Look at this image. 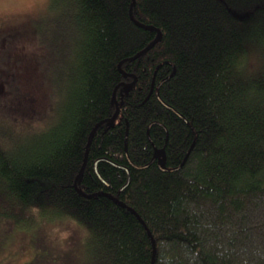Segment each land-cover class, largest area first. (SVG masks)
Masks as SVG:
<instances>
[{"label":"trees","instance_id":"1","mask_svg":"<svg viewBox=\"0 0 264 264\" xmlns=\"http://www.w3.org/2000/svg\"><path fill=\"white\" fill-rule=\"evenodd\" d=\"M50 2L71 33L63 95L51 109L64 46L27 16L40 78L24 69L0 105L42 125L0 146V222L77 225L84 264H264V0ZM154 147L177 169L160 170Z\"/></svg>","mask_w":264,"mask_h":264},{"label":"rangeland","instance_id":"2","mask_svg":"<svg viewBox=\"0 0 264 264\" xmlns=\"http://www.w3.org/2000/svg\"><path fill=\"white\" fill-rule=\"evenodd\" d=\"M49 2L50 0H0V29L6 28L9 24H11V27L15 26L16 29H22L20 25L28 20L27 16L34 19L41 18V36L52 38L58 45L64 46L62 50L63 56L56 63H48L50 85L56 92L57 97L56 101L52 103L51 109H53L58 101H61L63 95L65 68L71 56L68 48L71 33L68 28V18L62 12L61 6H53ZM45 29L46 32H44ZM10 40L11 43L7 39L0 38V58L3 57V62L0 64V104L15 101L10 100L12 94L8 95L7 100V95L2 92L5 91L7 81H9L10 85L12 83L16 85L24 83V69L28 70V72L25 71L28 79L32 77L31 80L33 81L34 79L38 84L40 78L38 73L35 72L32 62L38 55L42 54V51L39 52L42 48H38L33 43V39L29 37L23 40H13L12 38ZM20 59H24L22 65L20 64ZM44 79L45 77L40 85L42 90L45 87L47 88L44 84ZM29 85H32L30 81ZM9 90L11 89L7 91ZM14 103L12 102V104ZM27 107L28 109L34 110L35 108L37 110L34 102H29ZM15 110L13 109V112H5L0 105V146L5 149L10 147V142H24V139L19 140L21 135L19 132L21 130H26V127L29 130L32 128L37 129L42 125L39 115L29 117L32 122H24L19 114L17 116L13 115ZM67 223V225L66 223L63 224V228L45 223L36 229H17L13 227L12 230L11 226L3 224L1 221L0 264H26L34 255L45 256L50 260L44 261L43 264L57 261L60 264H84L86 256L83 250V240H81L83 230L77 225L70 222ZM58 247L63 250H56Z\"/></svg>","mask_w":264,"mask_h":264},{"label":"water","instance_id":"3","mask_svg":"<svg viewBox=\"0 0 264 264\" xmlns=\"http://www.w3.org/2000/svg\"><path fill=\"white\" fill-rule=\"evenodd\" d=\"M133 2V1H132ZM131 6H130V19L136 24V25H138V26H141V24L140 23H138L137 21H135L134 19H133V17H132V14H131ZM143 27V26H142ZM159 38H160V33H157V36H156V38L155 39H153L152 40V42H150L142 51H140L137 55H135L134 56V58H136V57H138L139 55H141L142 53H144V52H146L154 43H156L158 40H159ZM131 59H133V58H131ZM132 84H124V83H121L120 85H118V86H125V87H128V86H131ZM118 86H116L115 87V90L117 89V87ZM114 90V91H115ZM156 93H157V89H156ZM112 100H113V102H114V105H115V112H114V114H113V116L108 120L109 122H112L115 118H116V116H117V114H118V106H117V103L115 102V95H114V92H113V95H112ZM101 123H99V124H97L95 127H94V129L96 128V127H98L99 125H100ZM90 139H91V134H90V136H89V139H88V143H87V148H86V153H87V149H88V145H89V141H90ZM86 153H85V157H86ZM152 160H156V163H157V166H158V168L160 169V170H162V171H172V170H174V169H177V167H175V168H169V167H167L166 166V157H165V151H164V148H153V154H152V158H151V161ZM85 159H84V161H83V166H82V168H81V171L79 172V175H80V173L82 172V170H83V167H84V164H85ZM184 161V160H183ZM126 169V171H128L127 170V168H125ZM79 175H77V177H76V179H75V183H76V180H77V178H78V176ZM152 247H153V254H154V249H155V247H154V242L152 243ZM152 264V263H151Z\"/></svg>","mask_w":264,"mask_h":264},{"label":"flooded vegetation","instance_id":"4","mask_svg":"<svg viewBox=\"0 0 264 264\" xmlns=\"http://www.w3.org/2000/svg\"><path fill=\"white\" fill-rule=\"evenodd\" d=\"M25 22H26V21H25ZM25 22H23V23L20 25V28L23 27V24H24ZM22 33H24V30H23V29H17V32H14V33L12 32L11 34H9V35H10L9 37L14 38V39H20V40H21V38H24V37H25V36H22V35H26V33H25V34H22ZM29 79H31V77H29ZM29 79H28V76H27L26 81L29 82ZM127 88L129 89V86H128Z\"/></svg>","mask_w":264,"mask_h":264}]
</instances>
